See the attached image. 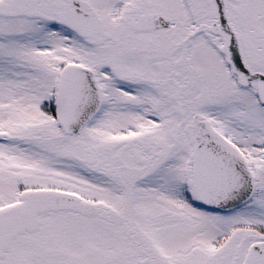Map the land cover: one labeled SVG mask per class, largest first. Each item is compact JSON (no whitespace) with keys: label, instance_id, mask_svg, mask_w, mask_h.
I'll return each instance as SVG.
<instances>
[{"label":"snow or ice","instance_id":"1","mask_svg":"<svg viewBox=\"0 0 264 264\" xmlns=\"http://www.w3.org/2000/svg\"><path fill=\"white\" fill-rule=\"evenodd\" d=\"M0 264H264V0H0Z\"/></svg>","mask_w":264,"mask_h":264}]
</instances>
